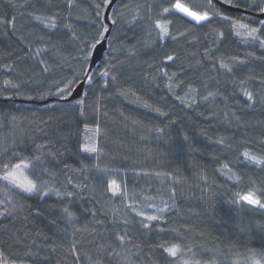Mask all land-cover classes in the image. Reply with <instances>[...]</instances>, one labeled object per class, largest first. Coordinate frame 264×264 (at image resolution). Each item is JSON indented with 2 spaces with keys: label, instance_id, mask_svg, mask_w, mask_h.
I'll list each match as a JSON object with an SVG mask.
<instances>
[{
  "label": "trees",
  "instance_id": "obj_1",
  "mask_svg": "<svg viewBox=\"0 0 264 264\" xmlns=\"http://www.w3.org/2000/svg\"><path fill=\"white\" fill-rule=\"evenodd\" d=\"M176 2L208 11L209 19L187 17L173 8ZM251 3L117 0L106 55L92 67L89 85L84 49L108 28L102 0H0V19L15 18L0 25V200L13 212L0 216V260L264 264V208L233 203L235 193L250 189L264 202V17ZM156 20L169 22L170 35L159 37ZM237 20L248 28L234 27ZM251 28L258 29L255 39L247 35ZM235 57L232 74L212 67ZM105 64L110 72L101 76ZM77 76L72 90L83 82V92L65 101L68 93L58 89ZM233 80H244L254 99ZM88 137L97 153L83 150ZM246 151L259 162L246 159ZM33 156L41 160L24 169L29 179L78 194L73 223L60 219L68 199L21 193L2 179L5 163ZM112 180L120 186L116 194L107 190ZM106 242L110 257L97 251ZM164 242L180 246L177 257L158 247Z\"/></svg>",
  "mask_w": 264,
  "mask_h": 264
},
{
  "label": "snow or ice",
  "instance_id": "obj_2",
  "mask_svg": "<svg viewBox=\"0 0 264 264\" xmlns=\"http://www.w3.org/2000/svg\"><path fill=\"white\" fill-rule=\"evenodd\" d=\"M225 2H227V0H225ZM111 3H112V0H102V4L104 6H110ZM101 6H102L101 4L95 5V7L97 9V12H96L97 18L101 17V13L99 11ZM173 8L179 10V12L184 13L186 16L191 17L193 20H195L197 22L207 21L209 19V16H210V13L208 11H204V12L193 11L189 7H186L180 3H176L175 5H173ZM250 10H256L260 14L264 15V0H252ZM163 11L169 12V9L165 8V9H163ZM223 18L226 20H231V17H223ZM33 19L41 20L42 18L40 16L33 15ZM47 19L50 23V26H55L56 17L53 16V17H50ZM136 19H137V17L133 16L132 21H135ZM14 20H15L14 17L11 20L0 19V25H4V24H13L14 25ZM132 21H130V22H132ZM113 23H115V20H113ZM168 23L169 22H167V21H164V22H162L160 20L154 21V27L159 30L158 35L160 38H163L164 36L170 35L169 29H168ZM262 24H264V22H262ZM233 26L234 27H241V28H248V25L241 24L239 20L235 21ZM108 31H109V29L107 28V26H104L103 30L99 33V37L98 38L93 37V42L90 43L89 45H87L84 49V52H85L84 63L88 65V68L83 73V75H84V79L88 82L89 85H91V83H92V76L89 74L92 71V64L90 63V60L95 58L98 47L101 45V43L104 40L107 39V36L105 34ZM257 31H258V29L251 28L250 31L247 32V35L255 39ZM181 35H183V34H181ZM221 35H223V34L221 33ZM172 39L175 40V37H172ZM259 43H260V47L264 48V40L259 41ZM207 52H208V50L206 49L204 51V55H207ZM102 55H106V53L102 54ZM165 59H167L168 61H173L174 56L173 55H167L165 57ZM236 60H239V58L238 57L231 58L230 62H225V60L221 58V59H218V62H214L212 67H213V69H216L218 66L219 69H223L228 74H232L234 71L232 63L235 62ZM197 63L199 64L200 61H197ZM240 63L243 64V63H245V61H240ZM46 70L47 69H45V71ZM109 72H110L109 66L107 64H105L103 70L99 73V75L108 76ZM173 75H175V74H173ZM78 80H79V76L74 77L72 81H69L67 84H65L63 89H58V92L61 94L64 92H67L68 95L70 96L72 94V84ZM113 80H115V77H113ZM233 83L238 84L240 86V90L243 91L244 95L248 98L249 101H252L254 99L253 93L251 91H248L245 87H243L245 84L244 80H239V81L233 80ZM262 83H264V82H262ZM85 94H87V90H85ZM212 95H213V93L209 92L208 95L202 97V99L207 100L208 96H212ZM260 100L264 101V91H262V94L260 96ZM76 103L77 104H83V100L82 99L77 100ZM157 111H159V109H157ZM236 119L238 120L239 117H236ZM94 131H99V129L97 128ZM158 131H161V130L158 129ZM219 143H221V144L224 143L223 138H221L219 140ZM44 147H45L44 144L37 145L38 150H42V149H44ZM82 148L86 152H91V153H97L98 152V149L96 147V144L94 142L93 137H88L87 142L82 145ZM48 155L54 157L55 153L49 151ZM243 155L246 159L255 160L257 163L259 162V160H257L255 157H252L250 155V153L247 151ZM40 160H41V156H33L31 159L22 160L21 162L16 163L14 165L10 164V163H5L2 166L3 169L5 170V174L3 175L2 179L5 181H8L9 184L20 189L21 193L38 194L43 198V197H46L49 193L54 192L56 196L61 197L63 199H68L70 201V203L64 204L63 207L60 209V213H61L60 219L62 221L68 222L69 224L73 223V221L76 217V213L71 210V207H72V203L75 201V199L77 198V195H78L75 191H69V190L61 191L59 188H50L46 184L42 186L41 183L33 181L32 179H29L27 177V175L23 174L24 168H27V167H33L34 168L35 165L33 164V161H40ZM64 167L68 168L69 166L65 165ZM43 171H47V169H44ZM237 180H239V177H237ZM69 183H71V181H69ZM75 187H79V186L77 185ZM107 190L111 191L113 194H116V193L120 192V186L117 184V182L115 180H112L109 182ZM4 191L7 192L8 189L5 188ZM235 197H236V199L233 201V203H238L239 201H244L248 205H258L259 207L264 208V202H262V200L260 198H258L251 189L244 194L235 193ZM0 205H5L2 209H0V216L13 214V212L6 206L5 200H0ZM160 211H163V210H160ZM37 214H39V212ZM139 215L143 216L144 213L141 212V213H139ZM146 218L149 221H154V220L160 219V217L156 216V215H149ZM50 223L53 225H56L57 220L53 219L50 221ZM143 226L147 227V225H143ZM61 231L66 233V229H61ZM76 231H81V230L76 229ZM73 235H75V232H73ZM116 240L123 242L124 236L117 235ZM165 244H167V242L161 243L160 245H158V247L163 249V251L166 252L169 256L177 257L178 253L180 251V246L178 244H168L166 247ZM79 246H80L79 241L74 242L70 245V250L74 254H76ZM109 249H112V244H111V242H106L104 244L98 245L97 251H98V253H107V255L110 257L113 254L114 249L112 251H109ZM115 254L119 255V253H115ZM33 255H35V254H33ZM74 259L79 260V256L74 255ZM0 264H6V262L0 260ZM11 264H16V261H12ZM20 264H25L23 259H21ZM92 264H101V262L100 261H93ZM181 264H190V262L189 261H181ZM197 264H199V262H197Z\"/></svg>",
  "mask_w": 264,
  "mask_h": 264
},
{
  "label": "water",
  "instance_id": "obj_3",
  "mask_svg": "<svg viewBox=\"0 0 264 264\" xmlns=\"http://www.w3.org/2000/svg\"><path fill=\"white\" fill-rule=\"evenodd\" d=\"M117 0H112V3L110 4V6H106L105 11H104V21L105 23L108 25V29H110L111 27V22L109 20V11L112 7V5L116 2ZM259 17H264V15L260 14ZM110 31V30H109ZM109 31L105 34L108 37ZM106 48V40H104L101 45L98 47L97 49V53L95 58L90 60V63L92 64V67L101 59L102 54L104 52ZM83 92V82H81L79 85H77L73 90H72V94L70 96H68L67 98H65V101H71L74 100L78 97L81 96Z\"/></svg>",
  "mask_w": 264,
  "mask_h": 264
},
{
  "label": "rangeland",
  "instance_id": "obj_4",
  "mask_svg": "<svg viewBox=\"0 0 264 264\" xmlns=\"http://www.w3.org/2000/svg\"><path fill=\"white\" fill-rule=\"evenodd\" d=\"M176 3H180V4H182V5H184L183 3H181V2H176ZM184 6H186V5H184ZM187 7V6H186ZM177 10V9H176ZM178 12H179V10H177ZM181 13V12H180ZM182 14H184V13H182ZM185 15V14H184ZM188 17V16H187ZM189 18H191V17H189ZM192 19V18H191ZM25 169V168H24ZM24 169H23V174L25 175V172H24ZM145 215V214H144Z\"/></svg>",
  "mask_w": 264,
  "mask_h": 264
}]
</instances>
